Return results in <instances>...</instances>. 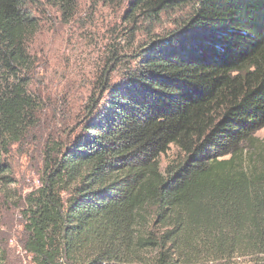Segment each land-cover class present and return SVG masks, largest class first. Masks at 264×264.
I'll list each match as a JSON object with an SVG mask.
<instances>
[{
    "label": "trees",
    "instance_id": "1",
    "mask_svg": "<svg viewBox=\"0 0 264 264\" xmlns=\"http://www.w3.org/2000/svg\"><path fill=\"white\" fill-rule=\"evenodd\" d=\"M96 5L129 26L101 38L77 113L71 79H37L36 41L80 0H0V216L21 208L33 264H264V0ZM34 143L39 185L11 201L9 156Z\"/></svg>",
    "mask_w": 264,
    "mask_h": 264
},
{
    "label": "rangeland",
    "instance_id": "2",
    "mask_svg": "<svg viewBox=\"0 0 264 264\" xmlns=\"http://www.w3.org/2000/svg\"><path fill=\"white\" fill-rule=\"evenodd\" d=\"M96 1L80 0L81 11L67 25H60L53 29L52 25L48 24V32L39 36L36 41L37 57L41 65L36 72L37 79H43L46 83L51 79L48 88L56 94L62 88L58 79H71L70 82H74V89L70 91L69 97L73 112L77 111V113H80L78 111L80 103L89 94L86 92L87 83L94 79L96 69L102 65L101 38L112 29L115 33L117 31L121 34V31L129 26L125 19L120 21L119 10L115 7L101 8L96 5ZM97 8L99 13L95 14L94 10ZM172 24L166 17L157 25V31L171 29ZM67 91L63 92V96H66ZM50 96H53V93H50ZM77 125V120H69L62 130L65 131L66 127L71 128L60 135L63 138L70 136ZM254 136L257 140L254 141L252 151H264V126L257 130ZM40 149V144L36 143L12 149L9 160L15 182L10 185L9 191L14 194L11 201L16 200L19 195L24 196L39 185L38 177L42 165ZM181 156L178 148L171 144L166 153L159 156L161 168L163 169L168 162L178 160ZM13 203L10 202V205L1 211L0 244L5 251L7 264H33L30 256L22 248L24 232L21 208ZM238 261L240 260L235 259V262Z\"/></svg>",
    "mask_w": 264,
    "mask_h": 264
}]
</instances>
